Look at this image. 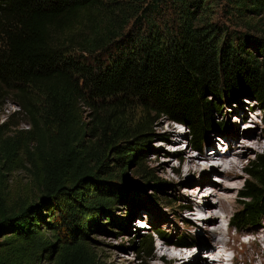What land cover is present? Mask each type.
I'll return each mask as SVG.
<instances>
[{"label":"trees","instance_id":"trees-1","mask_svg":"<svg viewBox=\"0 0 264 264\" xmlns=\"http://www.w3.org/2000/svg\"><path fill=\"white\" fill-rule=\"evenodd\" d=\"M242 99L264 121V0H0V108L18 107L0 122V264H108L88 234L121 204L143 220L138 190L162 187L142 161L154 125L212 148L234 126L221 102ZM244 171L236 231L262 224L264 149ZM139 236L141 259L154 239Z\"/></svg>","mask_w":264,"mask_h":264},{"label":"rangeland","instance_id":"rangeland-1","mask_svg":"<svg viewBox=\"0 0 264 264\" xmlns=\"http://www.w3.org/2000/svg\"><path fill=\"white\" fill-rule=\"evenodd\" d=\"M225 100L221 102V109L217 117L222 120L225 126H229L228 122H233L234 126L231 129H226L220 134L212 133L209 135V142L212 141V148L208 147L206 150H195L193 149L191 142L189 141L187 128L181 127L165 119L159 120L153 127L155 137L150 139L148 147H145L146 158L142 159L143 165L149 171L148 173L155 177L156 179L162 180V187H156L149 185L146 187H141L138 191L137 200L144 201L147 203V213L149 218L153 223V230H145V228L140 226V230L134 229V224L137 226L140 223L138 219L134 223H129L127 216L124 214L126 205H118L112 212L114 223L111 224L105 221V217L102 219V225L92 227L89 231L88 238L90 243H92L96 249L99 251L101 257L108 264H191L189 259L191 257H196L199 263L197 264H209V253L211 246L214 243L212 236V231L207 230L211 228V224H206L205 220H200L206 215L198 214L192 216L190 210L194 206H200V199L194 197L195 189L203 187L205 185L209 186L212 184H220L222 177L211 172V170H203L202 168L198 170H193L192 173L188 174L186 169L178 170L179 160L184 162L188 161L191 156H200L201 154L211 153L210 156L214 157V151L224 155L227 151V142L232 140L233 137L242 139L243 135L247 132L253 131V140L257 142L256 148L250 153L243 156L242 167L240 169L241 177L236 181L239 184V190L243 185V180L247 177L244 168L247 163L253 159L256 153H261L264 149V121L262 120L263 112L258 109V105L253 100L242 99L236 102ZM227 104V105H226ZM224 108L225 114L222 115V110ZM18 109L16 105L10 102H5L0 108V122L4 120L10 112ZM87 113L86 109H84ZM228 113V117L225 115ZM243 117V118H242ZM20 118H14L13 121H19ZM229 120V121H228ZM22 128H27L28 124L23 122L21 124ZM239 131L236 135V131ZM170 130H175L170 133ZM231 134V135H230ZM224 137L225 143L221 141ZM178 141V142H176ZM186 142H188L186 144ZM229 143V142H228ZM179 146V147H177ZM209 157V156H208ZM203 158H200L201 160ZM142 165V164H141ZM220 172L225 173V169L221 167H214ZM127 179L131 185L136 186L138 183L141 185V180L135 176V169H127ZM200 179L208 180L209 184L199 185ZM27 174L24 170H18L14 172L10 179V184L14 188L17 185H21L28 182ZM143 190V191H142ZM209 189L208 191H212ZM238 193L234 195V204L231 206V212L228 219L224 221L226 231L230 230L232 235H237L244 233L245 235L252 234L254 236V231H262L264 226V215L261 217V226L258 225L256 228H240L241 230H235L226 227L227 222L231 220L232 214L240 208L238 203ZM151 201V202H150ZM211 203L215 208H218L219 198L212 196ZM185 208H181L184 207ZM189 210V211H188ZM144 214V213H143ZM142 214V217L144 216ZM138 215V214H137ZM217 222H214V224ZM162 232L163 236L159 237L158 232ZM264 230V229H263ZM239 231V232H238ZM242 231V232H240ZM152 234L154 239V248L150 256L143 257L140 259V254L137 252V247L141 243L142 237L139 235ZM181 235H188L193 238L191 241L199 242V245L191 244L192 247H187L184 249L188 252L191 257L186 260H172L168 256L163 255L160 248L167 249L175 248L172 247V243H176ZM190 239V238H189ZM252 239L255 241V237H242V240L246 241ZM167 244V246L165 245ZM194 245V246H193ZM199 247V251L195 252V247ZM264 248V243L260 244V248ZM190 249V250H187ZM226 255H232L234 258L235 254L230 251ZM188 258V257H187ZM186 260V262H185ZM208 261V262H207ZM248 261V262H247ZM233 264H263L264 257H262L259 252V245L252 244L243 253L238 254L237 260L232 261ZM231 260H227L225 264H232Z\"/></svg>","mask_w":264,"mask_h":264},{"label":"bare ground","instance_id":"bare-ground-1","mask_svg":"<svg viewBox=\"0 0 264 264\" xmlns=\"http://www.w3.org/2000/svg\"><path fill=\"white\" fill-rule=\"evenodd\" d=\"M174 131L170 130L169 134L173 133ZM253 135V131H250L243 135L242 139H238V135L236 137H233L231 141H228L229 143L227 142V151L224 155H221L220 153H218V151L216 152L215 149L214 157L210 156L211 153H205L201 154L200 156H191L190 159L186 162L179 160L180 164L177 169H186L188 171V174L192 173L193 170L202 168L203 170H211V172H214L215 174L222 177L220 184H212L209 186L205 185L203 187L195 189L196 192H194L193 196L197 199H200V206L195 205L194 208L189 209L192 216H196L202 213H204L203 215H206V213H210L208 214V216H203L202 218H200V220L204 219L206 224L213 225L211 226V228L207 229H211L214 239V243L211 246L213 249H210L208 253L211 255V257L207 256L209 258V264H225V262L227 261L225 257L226 253H229L230 251L235 254L234 258H232V261L236 262L238 254L243 253L252 244L259 245V252L261 253L262 257H264V248H260V244L264 243V226L262 231H254V236H252V234L249 233L247 235H245L244 233L232 235L230 230L226 231L224 225V221L228 219L231 212V206H233L234 204V195L237 194L239 190V184H237L236 181L242 176L240 169L242 167L243 156L250 153L253 149L256 148V145L258 144L257 142H254L252 138ZM222 140L223 141L221 142L223 144H226L225 139L223 138ZM187 143L188 142H186V144ZM200 158L203 159L199 160ZM214 167L224 168L226 174H224V172L222 171L220 172V170ZM196 182H198L199 185L209 184L208 180L202 179ZM209 189L213 190L208 191ZM212 196L219 198L218 208H215L211 203L210 200ZM214 222L217 223L214 224ZM137 224H139L138 227H140L143 224V221H140V223ZM249 235H251V237H255L256 240H242V237H248ZM165 245L167 246V244ZM195 248V252L199 251L200 249L198 246ZM180 249L184 248L168 247L167 249L160 248L159 251H161L163 255L168 256L174 261L177 259L188 260L191 255H189L188 252ZM189 261L191 264L199 263L194 256L191 257Z\"/></svg>","mask_w":264,"mask_h":264},{"label":"clouds","instance_id":"clouds-1","mask_svg":"<svg viewBox=\"0 0 264 264\" xmlns=\"http://www.w3.org/2000/svg\"><path fill=\"white\" fill-rule=\"evenodd\" d=\"M143 214V213H142Z\"/></svg>","mask_w":264,"mask_h":264}]
</instances>
